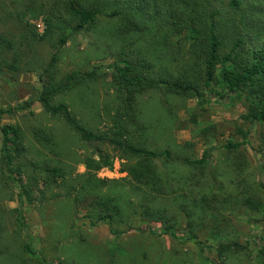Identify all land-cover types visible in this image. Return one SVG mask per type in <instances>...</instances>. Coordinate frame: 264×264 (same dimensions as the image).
I'll list each match as a JSON object with an SVG mask.
<instances>
[{
	"label": "rangeland",
	"instance_id": "obj_1",
	"mask_svg": "<svg viewBox=\"0 0 264 264\" xmlns=\"http://www.w3.org/2000/svg\"><path fill=\"white\" fill-rule=\"evenodd\" d=\"M74 1L97 7L101 13L94 25L71 34L59 47L61 31L54 25L70 20L68 0H0V34L14 43L13 50L3 52L11 69H0V109L33 100L32 115L19 111L0 117V127H20L24 151L15 163L33 196L31 204L20 206V190L0 160V264H40L41 258L48 264H264L258 253L264 247V123L243 119L257 93L229 91L220 83L191 97L165 90L139 95L138 121L142 127L134 131L130 126L131 140L155 151L169 149L173 156L191 160L205 153L208 160L194 168L176 160L155 159L153 163L168 188L161 193L137 190V183L121 171L134 165L135 158L124 157L108 143L83 140L60 117L46 114L36 97L42 88L43 68L56 53L59 77L75 71L96 73L56 100L67 103L89 129L110 133L118 108L113 75L122 63V51L125 57H144L157 71L178 74L187 69L197 76L194 60L187 61L184 35H170L167 30L169 12L175 9L179 13L181 0L139 1L144 11L135 12L133 20L130 12L124 14L125 8H121L127 7L124 0ZM213 1L230 25L234 16L245 15V28L239 32L229 29L224 36L227 43L243 34L245 51L262 45L264 0H239L238 14L228 6L229 0ZM113 11L118 15L108 16ZM48 20L51 29L45 34ZM163 22L165 27L157 30V24ZM257 30L262 31L259 34ZM37 127L50 129L53 141H38L33 135ZM242 141L237 148H225L227 142ZM98 154L112 159L113 167L102 168L94 179L83 161L97 159ZM46 167L61 168L63 177L51 178ZM96 179L112 182L100 188ZM87 180L93 184L87 185ZM186 180L191 187H184ZM97 194L118 195L126 207L132 203L133 211L124 213L126 224L122 227L139 230L116 235L106 224L91 225L89 216L98 211L89 201ZM153 196L157 198L154 201ZM144 197L177 219L176 237L149 231L161 227L138 213ZM194 197L199 207L190 227L180 206H191L190 198ZM246 198L261 205L252 208L245 204ZM17 208L24 214L25 226L21 228L16 223ZM27 241L35 252L31 257L24 251ZM232 242L242 248L219 254V243Z\"/></svg>",
	"mask_w": 264,
	"mask_h": 264
},
{
	"label": "trees",
	"instance_id": "obj_2",
	"mask_svg": "<svg viewBox=\"0 0 264 264\" xmlns=\"http://www.w3.org/2000/svg\"><path fill=\"white\" fill-rule=\"evenodd\" d=\"M116 1V0H114ZM124 14L131 15L130 19H134L135 12H143V0H124ZM213 0H181L180 12L176 13L172 9L168 15V33L170 35L183 34L184 46L187 49L189 60H194V66L198 67V74L193 75L187 69H180L178 74L170 70H156L154 63L146 60L144 57L126 56L122 51L121 64L115 67L113 75V84L118 99V108L114 115V124L110 133L97 132L89 129L84 125L70 109L69 105L62 101H57L58 95L65 94L73 89L81 86L89 78L95 77L96 73L88 72H70L63 76H58L56 63L58 56L54 53L49 62L43 68L42 88L36 97L43 111L53 117H60L73 131H75L83 140L87 142L108 143L115 150L122 153L126 158H135L136 163L130 167L123 168L121 171H126L127 174L137 183V190H151L156 193H161L167 186L162 183V173L158 171L153 161L155 159L164 158L165 160H176L187 166L194 168L202 167L208 160V154H203L197 160H191L189 157L173 156L169 149L163 151H155L149 149L137 142H134L129 137L131 133L130 126L137 131L142 127L138 121L139 109L137 106V97L150 90H165L168 93L178 96L191 97L199 94L201 90L209 87L211 84L222 83L229 91H250L256 92L253 95L257 100L251 102L247 114L243 116L248 122L264 123V41L258 48H250L244 50L243 34L235 36L233 41L230 40V45L225 41L229 29H234L236 32L245 28V15L239 13L241 2L239 0H229L228 6L238 14L233 17L230 25L227 22V17L222 13V8L213 3ZM130 10V11H128ZM66 12L70 16V20L66 23L61 21L57 27L61 33L57 37L58 46H62L68 37L81 30L90 28L95 24L101 10L97 7H84L77 4L74 0H68L66 3ZM107 15V14H106ZM118 15L113 11L108 16ZM156 15V11L153 13ZM224 20H222V19ZM157 30L165 27V22L157 24ZM264 23L262 24V26ZM51 24L47 21L45 34L50 31ZM262 30H257L261 33ZM14 43L0 34V69H11V64L3 57V52L6 49L13 50ZM254 88V90H252ZM249 96L253 98V96ZM32 101H24L22 104L8 109H0V117L4 114L15 113L19 111L31 112ZM207 132V129H204ZM1 132V147L0 160L3 167L9 174L10 178L17 184L19 192V204H31L33 196L30 186L23 182L20 175V167L17 166L16 158L24 151L22 143V133L18 125L4 124L0 127ZM243 133L242 130H240ZM33 135L42 143H51L53 141V132L44 127H37L33 130ZM244 144L227 142L226 149H234ZM98 158L87 157L83 161L86 172L92 175L95 179V173L102 168L113 167V161L107 156L98 154ZM46 172L50 177L56 179L63 177L64 172L59 167H46ZM98 187L102 188L112 180H99ZM184 187L189 188L192 185L186 180ZM91 180H87V185H92ZM84 188V187H83ZM168 188V187H167ZM75 203L78 204V199L75 197ZM156 200L155 196L152 197ZM119 196L109 194H97L90 201L89 205L98 212L95 216H89L91 225L106 224L112 234H124L130 230H139L131 226L123 228L126 224L123 220L125 212L133 211L132 203H127V207L122 205ZM145 201V202H144ZM144 201L140 202L141 210L139 214H143L149 219L158 223L161 230L154 231L150 229L152 234L161 236L169 234L176 237L175 227H177V219L168 213L166 208L153 207L150 202L144 197ZM197 199L190 198L191 206L181 204L180 210L187 219V224L191 227L194 215L197 214L199 205ZM248 206L259 207L261 202L256 199L246 198L244 200ZM147 203V204H146ZM191 207V208H190ZM252 207V208H253ZM132 209V210H130ZM16 223L18 226L24 227V214L21 208L16 210ZM121 226L122 228H119ZM196 238V235H193ZM198 244L201 242L197 241ZM239 250L242 246L237 242L219 243L217 249L219 254L229 249ZM24 251L31 257L35 252L31 247L30 242L24 244ZM264 260V247H261L259 252ZM40 264H48L45 258H41ZM219 264H223L220 262Z\"/></svg>",
	"mask_w": 264,
	"mask_h": 264
},
{
	"label": "built area",
	"instance_id": "obj_3",
	"mask_svg": "<svg viewBox=\"0 0 264 264\" xmlns=\"http://www.w3.org/2000/svg\"><path fill=\"white\" fill-rule=\"evenodd\" d=\"M111 173V171H109ZM106 174V173H105Z\"/></svg>",
	"mask_w": 264,
	"mask_h": 264
}]
</instances>
